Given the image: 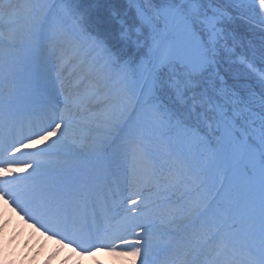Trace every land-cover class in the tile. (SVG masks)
I'll return each instance as SVG.
<instances>
[{
	"label": "snow or ice",
	"instance_id": "1",
	"mask_svg": "<svg viewBox=\"0 0 264 264\" xmlns=\"http://www.w3.org/2000/svg\"><path fill=\"white\" fill-rule=\"evenodd\" d=\"M0 171L78 256L264 264V0H0Z\"/></svg>",
	"mask_w": 264,
	"mask_h": 264
},
{
	"label": "bare ground",
	"instance_id": "2",
	"mask_svg": "<svg viewBox=\"0 0 264 264\" xmlns=\"http://www.w3.org/2000/svg\"><path fill=\"white\" fill-rule=\"evenodd\" d=\"M97 257H99V259H102L103 264H132L133 263V260L134 258L133 257H130L129 260H116L114 257H111V256H108L107 254H99L97 255ZM58 260V259H57ZM56 261V259H53V262L51 264H54V262ZM86 264H90L88 262H86Z\"/></svg>",
	"mask_w": 264,
	"mask_h": 264
},
{
	"label": "rangeland",
	"instance_id": "3",
	"mask_svg": "<svg viewBox=\"0 0 264 264\" xmlns=\"http://www.w3.org/2000/svg\"><path fill=\"white\" fill-rule=\"evenodd\" d=\"M256 46H261V43H260V45H256ZM101 263L103 264V263H105V262H103V260L101 259ZM107 264V263H106Z\"/></svg>",
	"mask_w": 264,
	"mask_h": 264
}]
</instances>
